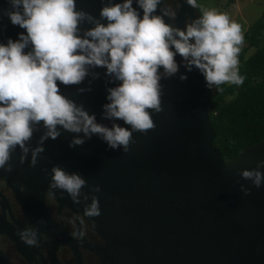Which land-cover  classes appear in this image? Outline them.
Masks as SVG:
<instances>
[{
  "label": "water",
  "instance_id": "obj_1",
  "mask_svg": "<svg viewBox=\"0 0 264 264\" xmlns=\"http://www.w3.org/2000/svg\"><path fill=\"white\" fill-rule=\"evenodd\" d=\"M173 1L174 18L162 14L161 9L167 7L164 0L154 14L161 15L164 23L183 29L199 14L185 0ZM103 2L107 0H75V6L99 18ZM8 7L6 0H0V43L16 40L17 34L24 32L3 15ZM132 7L137 8L135 3ZM78 27L82 34L91 25L84 22ZM174 60L178 71L159 81L161 111L151 116L154 127L143 134L132 133L134 143L129 144L127 153L108 148L95 135L69 148L74 134L62 131L56 139L44 141V151L35 166L29 167L27 159L19 164L18 149L11 154L12 171L0 170V182L11 189L30 226L36 228L37 241L42 242L38 237L41 231L50 236L52 244H58L57 234L49 231L54 226L43 207L49 191L45 171L57 165L85 179V194L89 192L87 186H99L100 191L93 193L100 208L96 217L83 214L87 201L74 204L55 190L52 197L60 208L85 218L104 239L108 252L89 242L85 246L107 264H264V181L257 188L238 175L239 170L254 169L257 161L264 160V138L225 162L212 146L215 132L208 107L213 89L205 86L195 67L186 71L178 54ZM92 73L97 74L95 78ZM104 73L103 67L90 68L80 84L62 85L57 81V86L61 94L95 114L98 123L110 127L115 122L127 127L120 120L110 122L101 117V105L107 103L106 88L118 83H109ZM181 74L186 78L181 80ZM38 135L29 141L31 146H35ZM259 170L264 175V168ZM240 185L248 189L247 195L240 191ZM6 209L8 203L0 192V234L10 238L27 264H40L6 220ZM62 239L64 244L76 242L65 233ZM52 244H46L47 255L55 264L50 257ZM0 264L14 263L0 251Z\"/></svg>",
  "mask_w": 264,
  "mask_h": 264
},
{
  "label": "clouds",
  "instance_id": "obj_2",
  "mask_svg": "<svg viewBox=\"0 0 264 264\" xmlns=\"http://www.w3.org/2000/svg\"><path fill=\"white\" fill-rule=\"evenodd\" d=\"M164 2L169 8L161 9L162 14L174 18V1L172 7ZM185 2L197 8V0ZM6 3L9 7L3 15L24 32L18 33L16 40L0 43V170L4 173L12 171L10 157L17 149L19 164L27 159L29 167L35 166L44 141L56 139L62 131L74 134L69 148L95 135L108 148L127 153L129 144L134 143L132 133L143 134L154 127L151 116L161 111L159 81L178 71L177 54L185 70L195 67L210 90L223 84L240 86L244 81L238 58L244 43L241 26L215 9H201L195 19L178 29L154 14L160 0H107L99 9V18L76 9L75 0ZM84 22L91 27L81 34L78 26ZM94 67L105 69L109 83L118 82L106 88L107 103L101 105V117L110 122L120 120L127 127L98 123L95 114L60 93L57 81L80 84ZM91 75L95 78L97 74ZM179 78L186 77L181 74ZM38 132L35 146H31L29 141ZM261 168L264 160L257 161L254 169L239 170L238 175L259 188L264 181ZM45 175L49 178L47 195L53 196L55 190L74 204L87 201L83 214H100L93 194L100 191L98 185L87 186L85 194V179L57 165ZM240 191L248 194L243 185ZM83 235L82 231L73 233L77 239ZM18 236L26 245L37 243L35 227L24 228Z\"/></svg>",
  "mask_w": 264,
  "mask_h": 264
},
{
  "label": "trees",
  "instance_id": "obj_3",
  "mask_svg": "<svg viewBox=\"0 0 264 264\" xmlns=\"http://www.w3.org/2000/svg\"><path fill=\"white\" fill-rule=\"evenodd\" d=\"M196 9L200 14L198 5ZM243 37L246 44L238 57L243 83L216 87L208 107L212 146L225 162L264 138V11ZM249 48H254L251 53Z\"/></svg>",
  "mask_w": 264,
  "mask_h": 264
},
{
  "label": "flooded vegetation",
  "instance_id": "obj_4",
  "mask_svg": "<svg viewBox=\"0 0 264 264\" xmlns=\"http://www.w3.org/2000/svg\"><path fill=\"white\" fill-rule=\"evenodd\" d=\"M0 192L5 197L9 207V209L5 210L6 220L10 222L18 232L29 227L30 223L25 218L13 192L4 182H0ZM43 207L54 226L49 231L52 232V234H57L56 239L58 244H52L50 236L40 231L38 237L42 242L37 241L35 245L30 246V256H32L34 261L40 264H52L48 258L46 248V244H52L50 257H53L55 264H107L99 254L85 246L88 245L89 242L92 246L107 251L106 242L91 228L85 218L82 216L77 217L74 212L68 208H60L58 202L49 195H45ZM15 222L21 224L22 227L19 228ZM43 225L46 226L45 224ZM77 227L80 232L82 231L84 233L79 239L73 236V233L77 232ZM63 232L75 239L76 242L64 244L62 242ZM0 251L14 264H27L24 256L17 251L15 244L10 238L2 234H0Z\"/></svg>",
  "mask_w": 264,
  "mask_h": 264
},
{
  "label": "rangeland",
  "instance_id": "obj_5",
  "mask_svg": "<svg viewBox=\"0 0 264 264\" xmlns=\"http://www.w3.org/2000/svg\"><path fill=\"white\" fill-rule=\"evenodd\" d=\"M167 3L172 7L173 1L167 0ZM197 5L199 12L201 9H215L227 14L231 20L240 24L242 33L250 28L264 11V0H197ZM253 49L249 48L248 53Z\"/></svg>",
  "mask_w": 264,
  "mask_h": 264
}]
</instances>
